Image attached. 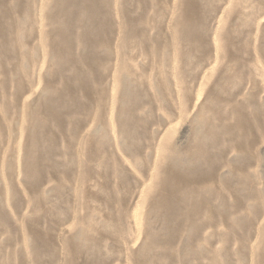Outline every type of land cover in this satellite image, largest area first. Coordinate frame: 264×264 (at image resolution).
Here are the masks:
<instances>
[{
    "label": "rangeland",
    "instance_id": "obj_1",
    "mask_svg": "<svg viewBox=\"0 0 264 264\" xmlns=\"http://www.w3.org/2000/svg\"><path fill=\"white\" fill-rule=\"evenodd\" d=\"M92 5L61 62L53 0H0V264H264V0Z\"/></svg>",
    "mask_w": 264,
    "mask_h": 264
},
{
    "label": "bare ground",
    "instance_id": "obj_2",
    "mask_svg": "<svg viewBox=\"0 0 264 264\" xmlns=\"http://www.w3.org/2000/svg\"><path fill=\"white\" fill-rule=\"evenodd\" d=\"M75 1L76 0H53V10H52V12L53 11L54 12L53 13L51 12L52 13L51 15L48 14V15H50L48 17V20L50 21L51 24H53V27H54L51 30L52 38H51V43L50 44H51V47H52V49L54 51L53 54L55 55L56 59H58V61H61V62L67 61L69 59L68 58V51L71 49L72 41H73L71 39V36H70L71 28H72V25H73V22H72L73 12H77L78 9L84 11L85 12L84 16H86L88 22L90 23V25L92 27H96L100 23V18L98 20H96V18H97L96 16L98 14L100 15L102 12H101V9L99 10L97 7H95V6L92 5L93 2H94V0H81V3H78V2H75ZM190 4H189L188 10L186 11V14L184 15V19L186 20L185 22H187V21L188 22H194L193 21V18H191V13L194 10V8ZM47 11H49V10H47ZM99 15H98V17H99ZM23 18H24V16H23ZM24 21H26V20H24ZM86 23H87V21H85V24H84L85 26H86ZM179 29H180V33H184L189 40L191 38H193L189 34V32L191 31L192 28L188 25V23H184L183 26H179ZM8 30H9V27L8 26L6 27V26H3L2 24H0V36L1 37L2 36H5ZM86 35L83 34L81 36V38L82 39H86V37H87ZM81 59L83 61L84 60L85 61H88V58L85 57V56L82 57ZM73 78H75L77 80V82L81 86H83V81H84L83 78L84 77L81 74H76ZM46 90H47V88L44 91H46ZM46 93H47V95L50 94L51 93L50 92V89H48ZM61 93H62V91H61ZM44 96H45V93H44ZM60 97H61L60 95H57L54 98L51 97V96H49V97H47V104L44 105L45 106L44 107L45 116L49 118L51 115H53L54 122H56L57 124H58L59 115H58V110H57L55 104L58 103L61 100ZM35 118H37L36 117V114H31V119L34 122L36 121ZM244 123L245 122L242 119H239V122H237V124H239L240 126H245ZM33 124L31 125V128L36 129ZM127 125H129V123ZM239 125H237V126H239ZM42 127H44L43 124H42ZM30 134L32 135L34 133H30ZM32 142H34V143L37 142V139L36 138H32ZM27 156H28V152L26 151L25 152V157L27 158ZM192 175L196 176V174H192ZM190 176H191L190 174L185 175V176H183L181 178V180L176 181V182H173L170 185L163 186L160 189L161 192H159V194L157 195V197H156V199L154 201L153 212H160V214L162 213L164 215V218L166 220V224L167 225H168V222H170L172 219L177 218L178 215H179V213L181 212V209L178 207L180 201H182L183 203H186L187 202L188 203V206L190 205V211L188 213V217L189 218H190L189 214L191 215V213L193 211L196 210L195 211V215H196V212H198L200 210L199 209V204H197L195 202L196 200L194 199V196H192L191 193H187L185 191L186 185L190 183L189 178H188ZM178 197L181 198V199H178ZM161 217L162 216H160V218ZM185 238H187V237H185ZM152 240H155V238L153 237Z\"/></svg>",
    "mask_w": 264,
    "mask_h": 264
}]
</instances>
